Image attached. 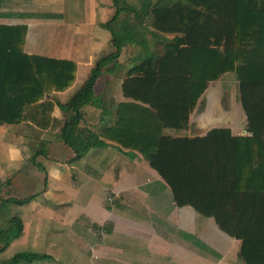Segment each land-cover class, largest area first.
<instances>
[{
	"label": "crops",
	"instance_id": "obj_1",
	"mask_svg": "<svg viewBox=\"0 0 264 264\" xmlns=\"http://www.w3.org/2000/svg\"><path fill=\"white\" fill-rule=\"evenodd\" d=\"M155 1L116 0L121 12L109 30L103 25L115 15L114 0H0V25L27 27V55L76 65L73 86L50 96L62 104L85 84L97 61L114 50L111 33L119 46L118 56L100 66L82 118L69 130L72 143L61 136L72 113L59 107L46 131L0 126V231L11 224L21 228L0 252V264L24 252L46 259L21 264H243L237 258L239 242L219 233L213 220L178 207L146 161L114 145L101 147L91 137L113 125L115 107L124 101L121 82L136 66L153 60H145L146 52L154 47L162 56L181 45V36L151 31V16L142 14V3ZM152 41L160 44L150 46ZM125 51L131 62L124 74L118 59ZM102 79L107 83L97 91ZM86 137L95 145L75 159L72 147ZM29 198L25 204L14 202Z\"/></svg>",
	"mask_w": 264,
	"mask_h": 264
},
{
	"label": "trees",
	"instance_id": "obj_2",
	"mask_svg": "<svg viewBox=\"0 0 264 264\" xmlns=\"http://www.w3.org/2000/svg\"><path fill=\"white\" fill-rule=\"evenodd\" d=\"M113 6L115 15L103 25L109 30L121 12L116 0ZM142 14H150L154 34L181 36V45L131 70L121 82L124 101L115 107L113 125L91 137L101 147L114 145L138 155L165 182L178 207L213 220L219 233L239 242L241 263L264 264V0H157L142 3ZM111 34L114 50L97 61L85 84L62 104L50 96L73 86L76 65L27 55V27L0 25V126L46 131L59 107L72 113L61 128L62 139L69 142V130L82 118L100 66L119 54L117 36ZM227 74L238 83L250 135L211 128L188 136L209 84ZM95 142L86 137L73 146L75 159ZM20 232V225L12 224L0 231V252ZM43 259L17 253L7 264Z\"/></svg>",
	"mask_w": 264,
	"mask_h": 264
},
{
	"label": "rangeland",
	"instance_id": "obj_3",
	"mask_svg": "<svg viewBox=\"0 0 264 264\" xmlns=\"http://www.w3.org/2000/svg\"><path fill=\"white\" fill-rule=\"evenodd\" d=\"M111 39H113L112 36ZM152 42L150 46L160 44L158 41ZM146 53L149 54V57L146 56L145 60L150 57L154 59L156 56L160 55V52L154 51V47L151 48L150 52ZM129 56L130 54L125 51L118 59L124 62L123 67L120 66L124 74L127 70L124 66L128 62H131ZM149 61H151V59H149ZM119 76H122L121 73H119ZM102 83L105 85L107 83L106 79H102L98 83L97 91L102 90ZM211 128H232L237 131L235 132L237 134L245 130V116L240 105L238 83L232 74H227L217 82L209 84L206 93L191 117V132H189L188 136L203 135ZM185 133L186 132H184V134ZM74 152L76 154V151ZM203 247L207 250V246L203 245ZM217 263L218 262L215 260V264Z\"/></svg>",
	"mask_w": 264,
	"mask_h": 264
},
{
	"label": "built area",
	"instance_id": "obj_4",
	"mask_svg": "<svg viewBox=\"0 0 264 264\" xmlns=\"http://www.w3.org/2000/svg\"><path fill=\"white\" fill-rule=\"evenodd\" d=\"M239 136H249L250 134H248L246 132V130H243L242 132L238 133Z\"/></svg>",
	"mask_w": 264,
	"mask_h": 264
}]
</instances>
